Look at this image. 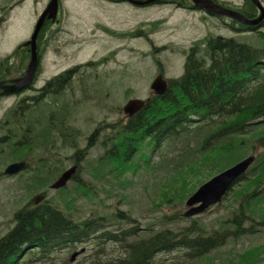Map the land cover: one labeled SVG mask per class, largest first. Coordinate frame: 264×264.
<instances>
[{"label": "rangeland", "instance_id": "374dc122", "mask_svg": "<svg viewBox=\"0 0 264 264\" xmlns=\"http://www.w3.org/2000/svg\"><path fill=\"white\" fill-rule=\"evenodd\" d=\"M36 2L38 4L35 10L39 12L45 7L47 0ZM62 7L66 15L63 24L54 31L59 32L50 36V46L42 65L43 79L52 78L72 66L97 62L110 53L108 49L115 50L117 55L107 65L81 69L86 74L90 71L98 74L99 79H91V85L96 84L91 88L93 97L86 107L77 109L72 117L73 124L83 135L80 139V149L86 152L83 159L79 156L80 181H89L94 188L95 196L79 197L80 182H71L63 190L52 191L50 198L61 207H64V204L77 205V219L88 217L93 210L108 214L116 208L123 212H131L140 221L143 230L149 225L156 229L164 227L180 229L188 226L189 222L183 216L186 209L170 197L171 185L181 171L199 163V158L211 151L214 145L209 149H203L201 135H188L169 140L160 151L152 154L146 169L142 164L143 166L135 173L128 172L125 177L116 181L111 177L103 178L101 175L103 167L100 159L106 151L104 136L108 133L104 124L112 122L111 124L118 125L123 122L125 116L122 110L130 99L145 100L150 97V86L154 77L156 78L157 60L165 69L168 78L178 79L184 73L186 54L193 46V42L199 43L210 36L235 37L241 43L255 48H261V42L253 36L236 35L215 20L217 19L215 17L208 19L202 13L186 14L175 8L173 10L172 7L132 9L127 4L113 5L104 0H62ZM145 22L157 24V33L150 37L153 45L146 39L114 42L98 28L99 25H104L112 30L126 31ZM33 24L32 7L25 5L17 11L9 28L0 32V51H10L14 45L27 41ZM15 102L14 98L0 100V118ZM101 124L99 135L91 138L89 144L88 139L93 137L94 130ZM110 141L109 135L105 142L106 148L110 147ZM59 147L62 149H57ZM45 151L51 152L49 158L42 155ZM77 152V149L69 146L67 140L60 139L56 134L51 135L38 143L31 170L18 177L0 178L1 235L8 233L14 226V213L38 195L37 190L40 188L35 185L34 176L41 181L52 180L48 177V171L57 169L62 173L64 169L76 165L71 157ZM52 154L56 155L55 158ZM0 158L1 172L9 162L5 154ZM231 200L230 198L221 206L203 213L199 218L202 224L213 228L215 222L233 210ZM176 213L180 214L184 221L180 218L172 219ZM253 224L258 233L236 242L231 241L226 248L209 257L223 260L224 264H234L235 261L249 264L245 259L233 261V256L239 252L244 254L255 250L256 263L250 264H264V221L263 223L256 221ZM248 226L249 224L245 225ZM214 229H219V224L215 225ZM83 248L86 249L84 255L78 256L73 264H89V257L95 247L83 245L77 251ZM74 252L76 251L68 248L59 252L55 256L54 264H72L70 258ZM158 259H162L163 264H194V261H184L178 251ZM195 264L207 263L199 260Z\"/></svg>", "mask_w": 264, "mask_h": 264}, {"label": "trees", "instance_id": "16d2710c", "mask_svg": "<svg viewBox=\"0 0 264 264\" xmlns=\"http://www.w3.org/2000/svg\"><path fill=\"white\" fill-rule=\"evenodd\" d=\"M142 35H144L142 31L130 34L131 37ZM259 39L264 44V34H260ZM203 45L210 57V64L207 65L205 60L198 57L201 44L192 47L183 77L173 82L165 95L153 97L140 113L129 119L124 128L125 133L133 137L137 135L140 140L148 141L149 147L154 145L156 148L167 137L191 133L194 117L204 122L198 130L199 133L207 132L201 146L205 150L213 143L214 146L211 151L199 158V163L191 164L192 167L189 166L181 171L171 185L170 197L180 205H184L202 184L245 156L248 150L247 139L241 136L247 135L256 126L252 122L264 118V46L258 49L237 42L235 39L224 38H211ZM25 65L26 62L21 63L22 68ZM70 73L54 79L49 83L50 87L53 89L62 87L71 76ZM25 112L28 111L24 110ZM13 118L22 120L28 119V116L14 114ZM17 126L19 127L18 124ZM68 132V138L72 137L74 132L70 129ZM30 136L27 131L22 137L25 140ZM214 138H230V141L225 145H218L213 142ZM259 140L264 148V134L259 136ZM68 144L74 148L70 141ZM76 145L75 141V148ZM135 147L137 146H131L128 152L125 151L126 149H118L115 152L113 158H115L117 178L119 177L117 171L120 169H124L121 175L126 173V166L134 159L133 156L137 151ZM10 151L16 155L15 158L25 160L28 158L30 145L26 148L23 145L11 146ZM80 153L77 152L72 157L76 163L79 162V156L82 157ZM55 156L53 154L54 158ZM144 164L148 166L149 161ZM58 175L59 171L52 169L51 177L55 179ZM248 175L245 184L234 195L238 207L217 222L221 230H208L202 223L191 221L189 226L179 231L173 232L167 229L141 238L137 233L138 228H133L129 234L135 237V241L127 247L122 245L123 256L120 259H109L97 264H161L156 261L157 254L182 248H185L184 251L189 253L193 261L222 264V260L209 256L225 247L229 240H237L253 232V227L247 229L244 224L248 220L247 213L253 214L251 205L257 199L258 191L264 186V153ZM49 208L43 205L33 211L24 209L17 213V226L0 239V264H17L18 258L24 255L22 248L25 244L38 245L36 247L41 250V255L46 257L68 244L90 239L103 226L102 220L91 217L77 223L55 206ZM178 216L174 215L172 219H177ZM127 219L131 218L127 217ZM105 236L110 241L118 238L112 234ZM123 237L124 235L120 236L121 239ZM117 241L121 242L119 239ZM33 257L35 258L36 255ZM241 258L250 264L253 258L256 259V251L252 250ZM238 259L240 260V256ZM234 264L240 262L235 261Z\"/></svg>", "mask_w": 264, "mask_h": 264}, {"label": "water", "instance_id": "95a60500", "mask_svg": "<svg viewBox=\"0 0 264 264\" xmlns=\"http://www.w3.org/2000/svg\"><path fill=\"white\" fill-rule=\"evenodd\" d=\"M130 2H133L132 0H127ZM154 1V0H152ZM149 1V2H152ZM197 6L200 8L206 9L208 12H210L213 15H218V16H227L231 17L241 23L254 26L257 23H259L262 19V17L257 20V21H247L245 18L241 17L237 13L228 11L222 7L214 5L210 0H193ZM254 3L257 6H260L259 2L257 0H253ZM135 3V2H134ZM57 4L58 0H52V3L49 6V9L47 13L51 14V17L54 16L56 10H57ZM136 4V3H135ZM44 19V18H43ZM43 19L40 21L37 31L31 41L32 45V50H33V57H32V62L30 64V70L27 75V77L24 79V85L30 82V79L32 75L35 72L36 66H37V56H36V39L37 35L40 31L41 25L43 23ZM152 89L158 94V95H163L166 92V83L162 81V78H159L154 84ZM143 108V104L140 101H131L125 108V112L129 114L136 113L140 111ZM254 162L253 158H250L243 163L239 164L236 166L234 169H231L224 174L212 179L209 181L207 184L202 186L196 194L188 201L187 205L189 207H193L197 204H202L199 208L197 209H192L187 213L188 217H192L194 215H198L207 208H209L212 205H215L219 202L222 201V197L226 194V192L229 190L231 185L241 176L243 175L249 166ZM26 168V163H17L9 166L6 171L5 175H15L18 174L19 172L23 171ZM76 173V168H72L71 170L67 171L66 173L63 174V176L54 184L53 189H60L64 187L67 182L75 175ZM44 197L37 198L36 203H38L41 199ZM74 259V258H73Z\"/></svg>", "mask_w": 264, "mask_h": 264}, {"label": "flooded vegetation", "instance_id": "af4514ba", "mask_svg": "<svg viewBox=\"0 0 264 264\" xmlns=\"http://www.w3.org/2000/svg\"><path fill=\"white\" fill-rule=\"evenodd\" d=\"M183 1V0H182ZM186 2H180L179 0H160L158 4L163 5V6H170L174 5L175 7L181 9V10H192V6L189 2V0H184ZM215 2L227 6L229 5L230 8L235 9L241 13L247 14L248 17L251 19L255 18V14L251 13V8L248 7L246 0H242L240 4H231L225 0H214ZM19 2L16 0H1L0 1V28L4 26V24L8 21V19L11 17V15L14 13L15 8L18 6ZM41 36V35H40ZM42 39V36H41ZM17 71H1L0 70V85L2 86L3 84H9L10 82L5 80V77H14L17 75ZM3 92L0 90V95H2Z\"/></svg>", "mask_w": 264, "mask_h": 264}]
</instances>
